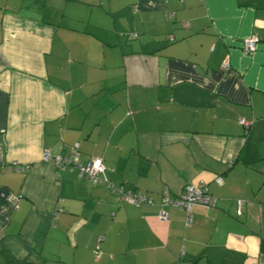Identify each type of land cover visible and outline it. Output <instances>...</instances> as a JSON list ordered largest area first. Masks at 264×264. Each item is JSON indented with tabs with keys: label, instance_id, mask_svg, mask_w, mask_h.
I'll use <instances>...</instances> for the list:
<instances>
[{
	"label": "crops",
	"instance_id": "obj_1",
	"mask_svg": "<svg viewBox=\"0 0 264 264\" xmlns=\"http://www.w3.org/2000/svg\"><path fill=\"white\" fill-rule=\"evenodd\" d=\"M75 142L101 180L42 159ZM186 184L214 203L159 218ZM262 242L264 0H0V264H264Z\"/></svg>",
	"mask_w": 264,
	"mask_h": 264
},
{
	"label": "built area",
	"instance_id": "obj_2",
	"mask_svg": "<svg viewBox=\"0 0 264 264\" xmlns=\"http://www.w3.org/2000/svg\"><path fill=\"white\" fill-rule=\"evenodd\" d=\"M256 47V37L248 38L243 42V50L249 52L254 50ZM241 123L244 121L241 119ZM80 151L79 143L75 142L67 154H53L49 150H43L42 159H52L53 161L67 166L69 168H75L78 175L83 176L84 178L90 180L91 182H97L102 179L101 173L103 172V165L100 158H90L85 162L79 160ZM19 195H11L10 199L13 202H16ZM121 200L129 201L133 204L141 203H151V198L138 194L136 192L128 191L124 192L119 197ZM215 201V198L209 194L204 185L200 184L198 186L186 184L183 192L176 198H171L164 188L161 198V208L158 212V216L161 219L167 217V211L165 210V205H175L186 212V223H189L191 220V208L194 204H204L211 205Z\"/></svg>",
	"mask_w": 264,
	"mask_h": 264
},
{
	"label": "trees",
	"instance_id": "obj_3",
	"mask_svg": "<svg viewBox=\"0 0 264 264\" xmlns=\"http://www.w3.org/2000/svg\"><path fill=\"white\" fill-rule=\"evenodd\" d=\"M261 249L264 250V242L261 243Z\"/></svg>",
	"mask_w": 264,
	"mask_h": 264
}]
</instances>
